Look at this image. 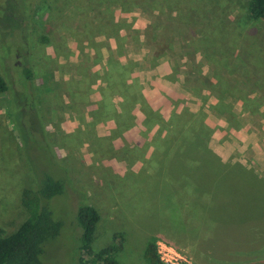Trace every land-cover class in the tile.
Instances as JSON below:
<instances>
[{
    "label": "rangeland",
    "instance_id": "374dc122",
    "mask_svg": "<svg viewBox=\"0 0 264 264\" xmlns=\"http://www.w3.org/2000/svg\"><path fill=\"white\" fill-rule=\"evenodd\" d=\"M246 1L0 0L1 234L46 173L63 189L39 199L60 221L42 264H77L79 204L91 250L120 233L116 264H146L168 227L193 264H264V19ZM111 157L143 167L112 187Z\"/></svg>",
    "mask_w": 264,
    "mask_h": 264
},
{
    "label": "trees",
    "instance_id": "16d2710c",
    "mask_svg": "<svg viewBox=\"0 0 264 264\" xmlns=\"http://www.w3.org/2000/svg\"><path fill=\"white\" fill-rule=\"evenodd\" d=\"M246 14L251 19H264V0H247ZM23 77L30 79L27 67H21ZM6 89V82L0 75V92ZM58 179L43 173L36 177L34 190L22 188L19 202L27 216L7 233L0 230V264H42L39 254L42 243L58 233L60 221L51 217L50 211L39 199H48L62 191ZM75 220L80 228L79 257L77 264H116L113 253L120 247V233H113V243L107 244L96 251L91 250L90 241L94 224L98 220L96 209L90 204H79L75 212ZM143 259L146 264H165L159 260L154 241H148L143 249Z\"/></svg>",
    "mask_w": 264,
    "mask_h": 264
},
{
    "label": "crops",
    "instance_id": "0c3cea01",
    "mask_svg": "<svg viewBox=\"0 0 264 264\" xmlns=\"http://www.w3.org/2000/svg\"><path fill=\"white\" fill-rule=\"evenodd\" d=\"M56 113H61V114H63V109L62 110H57L56 111ZM163 131H165V130H163ZM129 132V130H126V134H127V136H130L131 135V133H128ZM162 134L163 135H165L166 134V132H162ZM120 138L122 137V133H121V135L119 136ZM171 141H173L174 143H176L177 142V140H171ZM118 144V145H117ZM114 146L116 147V148H121V147H123V146H129V144H128V142H122V141H120V142H117L116 141V143L114 144ZM212 156H215L216 158H218L220 161H225V160H230V161H238V159H236V158H234V156L232 157H228V156H221V155H213V154H211ZM112 159V163H113V165L112 164H110L111 166H110V169H111V171H110V181H111V183H112V187L115 185V184H117V180H115L114 179V176L116 177H125L126 175H127V173L128 172H134L135 170H138L140 167H143L142 166V164L140 163V162H137V161H134V162H131L130 164H127V165H125L124 164V160H120V161H122V162H119L115 157H111ZM119 163H121L120 165H119ZM123 163V164H122ZM116 179H118V178H116ZM165 232H162V230H160L159 228L157 229V232L156 231H154L153 232V235L155 236L154 237V239H156V240H160V241H164V242H168V243H173V244H177V243H181V244H183L182 242H180L181 241V239H177V238H175V237H173V236H171L172 235V233H175V232H177V228H173V227H168L166 230H164ZM155 232L157 233V235H155ZM171 232V233H170ZM148 234H150V233H148ZM151 236H152V234H150Z\"/></svg>",
    "mask_w": 264,
    "mask_h": 264
},
{
    "label": "built area",
    "instance_id": "2783aa9c",
    "mask_svg": "<svg viewBox=\"0 0 264 264\" xmlns=\"http://www.w3.org/2000/svg\"><path fill=\"white\" fill-rule=\"evenodd\" d=\"M155 251L159 260L165 264H193L183 253L164 241H156Z\"/></svg>",
    "mask_w": 264,
    "mask_h": 264
}]
</instances>
